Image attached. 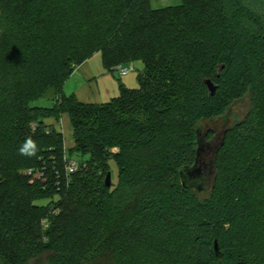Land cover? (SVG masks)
Masks as SVG:
<instances>
[{
  "label": "trees",
  "instance_id": "obj_1",
  "mask_svg": "<svg viewBox=\"0 0 264 264\" xmlns=\"http://www.w3.org/2000/svg\"><path fill=\"white\" fill-rule=\"evenodd\" d=\"M96 52L109 71L142 61L139 87L107 104L66 96ZM247 93L251 116L227 129L200 198L181 177L196 163L197 130ZM45 98L50 107L36 105ZM260 101L264 0H0V264H123L132 243L145 264H252L264 211L262 118L251 127ZM64 114L69 156L90 158L57 184L64 136L46 120ZM110 159L115 187L105 184ZM43 167L45 179L27 174Z\"/></svg>",
  "mask_w": 264,
  "mask_h": 264
},
{
  "label": "rangeland",
  "instance_id": "obj_2",
  "mask_svg": "<svg viewBox=\"0 0 264 264\" xmlns=\"http://www.w3.org/2000/svg\"><path fill=\"white\" fill-rule=\"evenodd\" d=\"M181 0H152V5L155 8H161V7H168V6H174L176 4H179ZM92 64H98L97 67L98 69L95 70L94 73H96V76L98 77V82H99V92H100V98L99 96L95 93L96 97L98 100L101 99L102 104H107L111 101L112 98L117 97L120 94V85L123 84H130L134 85L133 87L138 88L139 83H138V75L141 74L144 70V63L142 61H134L130 63L129 65L134 66V70L129 73L127 77L120 78L118 76V70L115 72H103L105 74H102L101 77H99L100 74H98V71L101 73L102 72V67H101V53L96 52L94 53L91 58ZM119 66V65H118ZM118 68V67H117ZM74 86V85H73ZM54 95L51 96L53 98ZM51 98H45L36 103L38 106L42 107H50L52 104ZM97 100V101H98ZM262 103V113H258V110L255 113V121L252 123L251 127H254L258 123V120L262 118V121H259V128H261L262 133H264V103L259 102L261 105ZM252 102H251V96L247 93L245 95V98L242 101H239L235 104V106L232 108V111L229 115L219 118L214 120L213 122L206 123L204 125V132L208 128L214 130L218 136H220V133L223 131L225 127H230V126H237L241 122H243L245 119H247L249 116H251V111H252ZM259 114V115H258ZM47 124L52 126L53 129L61 132L64 136V148L66 150H69L71 147H73L74 141H73V136L71 133V128L69 126V123L63 116V121L60 120H55L54 118H49L46 120ZM51 123V124H50ZM262 123V125H261ZM219 138V137H218ZM70 141V143L68 142ZM67 143V145L65 144ZM229 157L231 154H227ZM79 162H81V168L85 167V161H87L90 156L89 155H77L74 154L72 156ZM111 176H112V185L115 187L119 183V171L118 167L113 159H110L108 161ZM80 168V169H81ZM209 193H200V198H206L208 197ZM55 201H58L57 196L54 199ZM47 200H41L38 203L41 205L47 204ZM258 210V208H257ZM59 211V210H58ZM57 212V211H56ZM258 217L256 218L254 225H253V233L252 237L249 243V248H248V254L250 255L252 264H264V211L258 210ZM47 220L48 219H44ZM42 220V225L43 221ZM44 226V225H43ZM45 228V227H44ZM127 254L124 256L121 255L120 257H123V264H145L143 263L142 259V247L136 243H132L129 246H127ZM148 252V251H147ZM167 252L165 253V255ZM170 253H168L169 255ZM156 258V257H154ZM164 258H167V256H164Z\"/></svg>",
  "mask_w": 264,
  "mask_h": 264
},
{
  "label": "water",
  "instance_id": "obj_3",
  "mask_svg": "<svg viewBox=\"0 0 264 264\" xmlns=\"http://www.w3.org/2000/svg\"><path fill=\"white\" fill-rule=\"evenodd\" d=\"M210 93L214 94L217 90V86L211 81L206 82ZM204 126H201L197 130V159L194 167H188L181 171V177L183 184L192 189H195L198 193L207 192L213 185L215 180V159L224 143V136L229 127H225L220 133V136L215 137L208 141V135L214 130L207 127L204 132ZM215 132V131H214ZM219 137V138H218ZM105 184L107 187L112 185L111 173H108ZM215 250L219 253L218 242H215Z\"/></svg>",
  "mask_w": 264,
  "mask_h": 264
},
{
  "label": "crops",
  "instance_id": "obj_4",
  "mask_svg": "<svg viewBox=\"0 0 264 264\" xmlns=\"http://www.w3.org/2000/svg\"><path fill=\"white\" fill-rule=\"evenodd\" d=\"M91 61L92 60L89 58L87 61L82 63L80 66H78L74 70V72L70 75V77L66 80V82L64 84L63 93L66 96L74 95L79 101H81L83 103L102 104L101 99L98 100L96 95H95V93H96L100 98V92L98 89V87H99L98 77L96 76V73H94L95 70L98 69V67H97L98 64H96V65L92 64ZM100 62H101V67L103 69H102L101 73L98 71V74H100L99 77H101L102 74H105L103 72L111 73V72L117 71V67L114 68L112 71L105 69L104 64H103V60H102V56H101ZM128 75L129 74L123 76L120 74V72L118 70V76L120 78L127 77ZM139 75H138V77H139ZM138 83H139V81H138ZM133 86L134 85H131V83L129 85L126 83L125 84L122 83L120 85V93H121L122 89H124V88L136 89ZM114 98H116V97H114ZM114 98H112V99H114ZM63 116H64V118L66 117V119L69 123V126H70L68 115L64 114ZM63 116L61 118L62 121H63ZM70 128H71V126H70ZM71 133H72V129H71ZM68 142L70 143V141H68ZM65 144L67 145L66 142H65Z\"/></svg>",
  "mask_w": 264,
  "mask_h": 264
},
{
  "label": "built area",
  "instance_id": "obj_5",
  "mask_svg": "<svg viewBox=\"0 0 264 264\" xmlns=\"http://www.w3.org/2000/svg\"><path fill=\"white\" fill-rule=\"evenodd\" d=\"M117 70H119L121 75H127L129 73H131L134 70V66L133 65H120L118 66ZM35 128V125H34ZM81 168V162H79L78 160H76L75 158L69 156L68 154V150L65 151L64 155H63V171H59V170H54L55 172V176L57 177V184H60L62 182L68 184L70 181V178L72 177V175H74L75 173H77ZM45 167H43L42 169H29L27 171V174L29 176L32 177H38L41 179H45ZM43 225L44 227H48V221L44 220L43 221Z\"/></svg>",
  "mask_w": 264,
  "mask_h": 264
},
{
  "label": "clouds",
  "instance_id": "obj_6",
  "mask_svg": "<svg viewBox=\"0 0 264 264\" xmlns=\"http://www.w3.org/2000/svg\"><path fill=\"white\" fill-rule=\"evenodd\" d=\"M31 154H34V152H33V153H31Z\"/></svg>",
  "mask_w": 264,
  "mask_h": 264
}]
</instances>
